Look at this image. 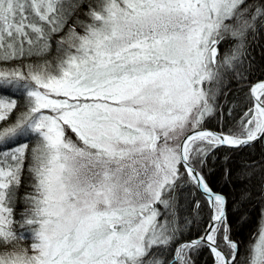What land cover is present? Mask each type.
Returning a JSON list of instances; mask_svg holds the SVG:
<instances>
[{
    "label": "snow or ice",
    "instance_id": "1",
    "mask_svg": "<svg viewBox=\"0 0 264 264\" xmlns=\"http://www.w3.org/2000/svg\"><path fill=\"white\" fill-rule=\"evenodd\" d=\"M0 264H264V0H0Z\"/></svg>",
    "mask_w": 264,
    "mask_h": 264
},
{
    "label": "trees",
    "instance_id": "2",
    "mask_svg": "<svg viewBox=\"0 0 264 264\" xmlns=\"http://www.w3.org/2000/svg\"><path fill=\"white\" fill-rule=\"evenodd\" d=\"M256 225H250L249 227L243 229L240 233V239L244 240V241H248L249 239V234L250 232H252L255 229Z\"/></svg>",
    "mask_w": 264,
    "mask_h": 264
}]
</instances>
